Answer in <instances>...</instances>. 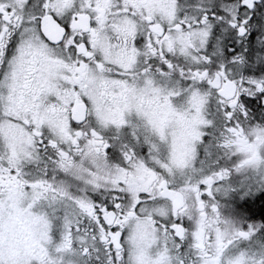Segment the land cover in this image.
<instances>
[{"label": "snow or ice", "instance_id": "obj_1", "mask_svg": "<svg viewBox=\"0 0 264 264\" xmlns=\"http://www.w3.org/2000/svg\"><path fill=\"white\" fill-rule=\"evenodd\" d=\"M0 264H264V0H0Z\"/></svg>", "mask_w": 264, "mask_h": 264}]
</instances>
